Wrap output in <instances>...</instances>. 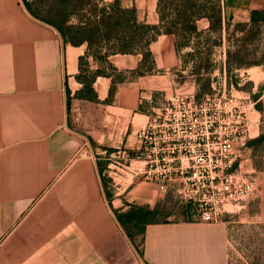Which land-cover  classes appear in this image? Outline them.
<instances>
[{
	"label": "crops",
	"instance_id": "0c3cea01",
	"mask_svg": "<svg viewBox=\"0 0 264 264\" xmlns=\"http://www.w3.org/2000/svg\"><path fill=\"white\" fill-rule=\"evenodd\" d=\"M84 50L21 0H0V264H230L226 216L147 222L133 243L116 214L139 202L152 207L153 182L136 184L122 204L101 181L108 148L137 147L150 115L139 110L143 95L166 89L161 80L177 64L172 37L157 36L149 44L153 70L117 82L109 100L104 75L91 83L94 100L76 97ZM141 58L107 60L129 73ZM262 238L264 264V229Z\"/></svg>",
	"mask_w": 264,
	"mask_h": 264
},
{
	"label": "rangeland",
	"instance_id": "374dc122",
	"mask_svg": "<svg viewBox=\"0 0 264 264\" xmlns=\"http://www.w3.org/2000/svg\"><path fill=\"white\" fill-rule=\"evenodd\" d=\"M21 1L23 5L24 1L30 3V9L35 12L32 16L43 21V10L47 0ZM111 1L101 0L98 5ZM219 1L222 28L219 33L211 34V41L215 43L211 44V48H200L197 57L187 55L198 51L194 44L181 47L179 53L176 52V66L168 69L166 79L161 80L164 81L166 89L154 90L149 99L143 95L139 109L151 115L176 97L192 98L206 104L205 106L210 110L204 113L203 118L212 120L216 137L210 139V143L213 141V148L210 143L205 146L208 152L202 154V167L199 168V172L194 176L191 169L183 174L173 170L159 173L160 170H157L155 175L153 173L147 175L145 159L136 157L135 150L120 145L117 149L108 148L107 153L113 152V156L109 159L99 160L103 172L101 181L106 196L112 197L114 192H118L117 197L122 204H126V200L132 197L131 191L136 184L144 182L143 184L147 185L145 182H153L155 202L152 207L149 208L144 202L133 204L144 209H154V212L147 217V220L152 221L197 219L201 210L218 205L221 197L235 185L238 186L242 181L252 183L248 194L236 202L222 204L221 210L222 217L226 216L232 227L230 264H263L264 57L260 53L264 51V46L257 48V53L255 52L257 57H242L245 61L262 60L260 63L226 70L224 61L227 36L233 39L229 43L230 49L236 50L237 43H240L236 40L243 35L236 24L248 23L252 11L264 9V0ZM118 2L122 7L135 9L140 21L157 23V0H118ZM74 19H70V23L74 22ZM208 24L205 18L199 19L196 23L199 30L206 29ZM170 36L174 43V37ZM262 36L264 37V32ZM246 46L249 49L254 48L249 43ZM102 54L103 51L95 53L93 50H84L81 55L83 74L93 77L101 72L112 74L114 80L133 79L149 66L146 63L133 72L119 73L105 66L107 57H101ZM161 82L159 84L162 85ZM224 138L229 139L231 145L229 151L221 149ZM115 150H118L119 154L114 153ZM121 153H129L132 159L124 161L116 157ZM172 163L170 165L174 164ZM177 163L179 164L180 160ZM120 164L123 166L122 171L116 168H121ZM193 164L183 159V166ZM161 165L162 163L158 166ZM211 166L213 169H208ZM135 169H140V172L133 173ZM211 176L214 177L212 187L209 184ZM160 184L164 185L163 189H160ZM121 213L124 212H118L116 218ZM118 222L125 235L133 243H139L140 228L133 227L125 221L118 220Z\"/></svg>",
	"mask_w": 264,
	"mask_h": 264
},
{
	"label": "trees",
	"instance_id": "16d2710c",
	"mask_svg": "<svg viewBox=\"0 0 264 264\" xmlns=\"http://www.w3.org/2000/svg\"><path fill=\"white\" fill-rule=\"evenodd\" d=\"M47 1V4L43 5L45 7L43 21L55 27L67 42L73 45L84 43L85 51L93 50L95 53L103 51L101 55L103 58L112 54H141L142 58L136 69L142 68L146 63L149 66L138 75L151 72L154 68L149 44L157 36L161 34L172 35L177 53L181 47L194 44L198 51L187 55L197 57L200 48H211V44L215 43L211 41V34L219 33L222 28V11L219 0H157V23L140 21L135 9L120 6L118 0H112L101 5H98L101 0H95V2L92 0ZM24 6L31 14L35 13L30 9V3L27 1H24ZM202 18L207 19L209 24L206 29L199 30L196 23ZM70 19L75 21L70 23ZM236 27L243 35L236 40L240 43H237L238 48L234 51L230 49L229 45L230 40L233 39L227 36L224 61L226 70L262 62V60L245 61L242 57H257V55L255 56L257 48L264 46V37L262 36L264 32V9L252 11L249 22H239ZM248 43L252 44L254 48L249 49L246 46ZM260 54L264 57V51ZM81 59L82 56L78 57V73L76 74V79L80 82L81 88L76 92V97L94 100L95 95L91 83L95 76L89 77L83 74ZM105 64L111 70L117 71L108 60L105 61ZM117 72L121 73V71ZM97 75L111 78L108 90L109 100L115 84L122 79L114 80L112 74L101 72ZM66 107L68 110L69 98L66 100ZM153 212L154 209L131 206L126 212L117 215V219L129 223L133 227H139L140 233H142L145 223L157 222L147 220V217Z\"/></svg>",
	"mask_w": 264,
	"mask_h": 264
},
{
	"label": "built area",
	"instance_id": "2783aa9c",
	"mask_svg": "<svg viewBox=\"0 0 264 264\" xmlns=\"http://www.w3.org/2000/svg\"><path fill=\"white\" fill-rule=\"evenodd\" d=\"M205 105L203 101L197 102L192 98L176 97L166 106L149 115L146 125L136 133L137 147L133 149L136 157L145 159L147 175L151 173L155 175L157 170H160L159 173L173 170L183 174L191 169L194 176L199 172V168L202 167V154L208 152L205 146L210 143L211 138L216 137V131L212 128V120L203 118L204 113L210 110ZM212 144L213 141L210 143L213 148ZM222 144L221 149L229 151L231 146L229 139L224 138ZM117 153L119 154V151ZM118 157L124 161L132 159L129 153H121ZM183 159L194 164L183 166ZM178 160H180L179 164ZM160 163L162 165L158 166ZM208 169H213V166ZM139 172L140 169H135L133 173ZM213 179L214 177L211 176L209 181L211 187ZM159 187L163 189L164 185L160 184ZM251 188L252 183L245 181L238 186L235 185L221 197L218 205L201 210L197 219L204 222L219 221L222 218L221 205L242 199Z\"/></svg>",
	"mask_w": 264,
	"mask_h": 264
}]
</instances>
